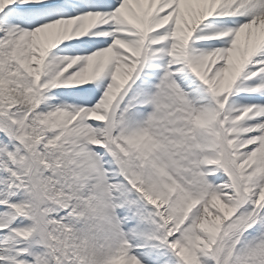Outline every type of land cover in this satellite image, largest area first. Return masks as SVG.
I'll return each mask as SVG.
<instances>
[{
  "label": "snow or ice",
  "instance_id": "obj_1",
  "mask_svg": "<svg viewBox=\"0 0 264 264\" xmlns=\"http://www.w3.org/2000/svg\"><path fill=\"white\" fill-rule=\"evenodd\" d=\"M0 264H264V0H0Z\"/></svg>",
  "mask_w": 264,
  "mask_h": 264
}]
</instances>
